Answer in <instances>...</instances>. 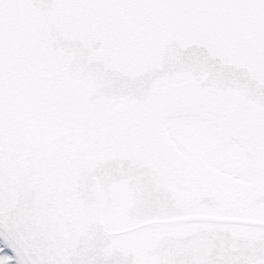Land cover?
Returning a JSON list of instances; mask_svg holds the SVG:
<instances>
[{
    "label": "water",
    "instance_id": "obj_1",
    "mask_svg": "<svg viewBox=\"0 0 264 264\" xmlns=\"http://www.w3.org/2000/svg\"><path fill=\"white\" fill-rule=\"evenodd\" d=\"M229 144L251 181L181 149ZM0 229L30 264H264V0H0Z\"/></svg>",
    "mask_w": 264,
    "mask_h": 264
},
{
    "label": "flooded vegetation",
    "instance_id": "obj_2",
    "mask_svg": "<svg viewBox=\"0 0 264 264\" xmlns=\"http://www.w3.org/2000/svg\"><path fill=\"white\" fill-rule=\"evenodd\" d=\"M166 124L164 127L166 137L172 144V148L175 150L176 148L174 145L177 146V143L172 138L173 133ZM184 147L186 148V146ZM181 149L188 155L183 156L191 159V163L197 166L198 169L215 173L228 179L248 182L254 178L257 172V164L255 163V160L240 145H238L237 148H234L232 144H229L228 148L225 149V152L218 151L215 148L204 149L201 147L195 148L196 150L194 151L188 149L191 152H187L186 149L183 150L184 148ZM181 152L179 151L178 153L182 155Z\"/></svg>",
    "mask_w": 264,
    "mask_h": 264
},
{
    "label": "rangeland",
    "instance_id": "obj_3",
    "mask_svg": "<svg viewBox=\"0 0 264 264\" xmlns=\"http://www.w3.org/2000/svg\"><path fill=\"white\" fill-rule=\"evenodd\" d=\"M0 264H30L20 249L0 229Z\"/></svg>",
    "mask_w": 264,
    "mask_h": 264
}]
</instances>
